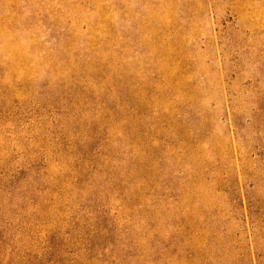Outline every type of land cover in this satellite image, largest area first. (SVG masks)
Listing matches in <instances>:
<instances>
[{"label": "rangeland", "instance_id": "obj_1", "mask_svg": "<svg viewBox=\"0 0 264 264\" xmlns=\"http://www.w3.org/2000/svg\"><path fill=\"white\" fill-rule=\"evenodd\" d=\"M0 264H264V0H0Z\"/></svg>", "mask_w": 264, "mask_h": 264}]
</instances>
